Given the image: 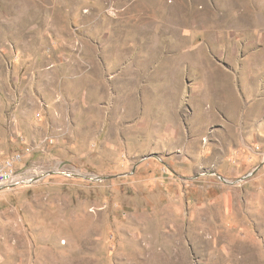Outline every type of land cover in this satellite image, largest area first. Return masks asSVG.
Segmentation results:
<instances>
[{
	"label": "rangeland",
	"instance_id": "374dc122",
	"mask_svg": "<svg viewBox=\"0 0 264 264\" xmlns=\"http://www.w3.org/2000/svg\"><path fill=\"white\" fill-rule=\"evenodd\" d=\"M11 157L0 264H264V0H0Z\"/></svg>",
	"mask_w": 264,
	"mask_h": 264
},
{
	"label": "built area",
	"instance_id": "2783aa9c",
	"mask_svg": "<svg viewBox=\"0 0 264 264\" xmlns=\"http://www.w3.org/2000/svg\"><path fill=\"white\" fill-rule=\"evenodd\" d=\"M19 161V157L0 158V192L19 185L25 179L17 173L16 163ZM32 179L35 180L36 177Z\"/></svg>",
	"mask_w": 264,
	"mask_h": 264
},
{
	"label": "water",
	"instance_id": "95a60500",
	"mask_svg": "<svg viewBox=\"0 0 264 264\" xmlns=\"http://www.w3.org/2000/svg\"><path fill=\"white\" fill-rule=\"evenodd\" d=\"M254 172V171H253ZM253 172H251V173H248L246 176H244V178H247V177H249V176H251L252 174H253ZM86 179H94V180H99V177H93V178H91V177H85ZM38 179H40V177L39 178H36L35 180H38ZM235 182H228V181H226V184H228V185H232V184H234ZM2 189H4V188H2Z\"/></svg>",
	"mask_w": 264,
	"mask_h": 264
}]
</instances>
